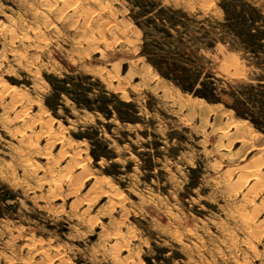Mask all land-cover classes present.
<instances>
[{"label": "rangeland", "instance_id": "obj_1", "mask_svg": "<svg viewBox=\"0 0 264 264\" xmlns=\"http://www.w3.org/2000/svg\"><path fill=\"white\" fill-rule=\"evenodd\" d=\"M262 2L0 0V264H264Z\"/></svg>", "mask_w": 264, "mask_h": 264}, {"label": "snow or ice", "instance_id": "obj_2", "mask_svg": "<svg viewBox=\"0 0 264 264\" xmlns=\"http://www.w3.org/2000/svg\"><path fill=\"white\" fill-rule=\"evenodd\" d=\"M262 6H264V2H262ZM204 87H206V85L201 80L199 72L198 71L197 72H192L191 76H190V79H189V83H188L189 91L195 89L197 94H200L201 89L204 88ZM57 100H58V97L55 96V95L50 98V103L53 105V107H55V105L57 103ZM93 102H95V101H93ZM59 103H60V106L63 108L64 101H59ZM262 115H264V112H262Z\"/></svg>", "mask_w": 264, "mask_h": 264}, {"label": "bare ground", "instance_id": "obj_3", "mask_svg": "<svg viewBox=\"0 0 264 264\" xmlns=\"http://www.w3.org/2000/svg\"><path fill=\"white\" fill-rule=\"evenodd\" d=\"M80 167V166H79ZM247 167V166H246ZM262 168V167H261ZM248 172V171H247ZM257 172V171H256ZM255 173V172H254ZM257 175V174H256ZM54 178V177H53ZM247 182H248V180H247ZM247 195V194H246Z\"/></svg>", "mask_w": 264, "mask_h": 264}]
</instances>
